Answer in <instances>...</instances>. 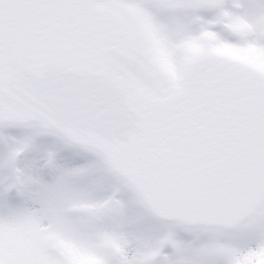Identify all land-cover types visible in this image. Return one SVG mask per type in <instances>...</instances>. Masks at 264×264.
I'll list each match as a JSON object with an SVG mask.
<instances>
[{
    "label": "snow or ice",
    "instance_id": "obj_1",
    "mask_svg": "<svg viewBox=\"0 0 264 264\" xmlns=\"http://www.w3.org/2000/svg\"><path fill=\"white\" fill-rule=\"evenodd\" d=\"M0 264H264V0H0Z\"/></svg>",
    "mask_w": 264,
    "mask_h": 264
}]
</instances>
